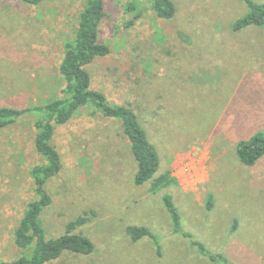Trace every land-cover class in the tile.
<instances>
[{
    "label": "rangeland",
    "instance_id": "374dc122",
    "mask_svg": "<svg viewBox=\"0 0 264 264\" xmlns=\"http://www.w3.org/2000/svg\"><path fill=\"white\" fill-rule=\"evenodd\" d=\"M173 1L176 15L164 19L151 0H104L99 38L110 53L87 70L109 103L134 109L159 154L156 176L171 173L177 183L156 190L149 181L137 184L121 121L92 104L55 124L62 168L46 184L51 203L41 223L51 239L84 218L74 232L94 250L65 251L45 264H223L225 256L232 264H264V156L247 165L237 153L240 140L264 133V25L234 29L248 12L244 0ZM83 6L0 0V108L61 97L60 62ZM43 117L28 112L0 128V261L28 253L14 231L36 198L31 169L43 157L35 122ZM132 225L153 235L134 240Z\"/></svg>",
    "mask_w": 264,
    "mask_h": 264
},
{
    "label": "trees",
    "instance_id": "16d2710c",
    "mask_svg": "<svg viewBox=\"0 0 264 264\" xmlns=\"http://www.w3.org/2000/svg\"><path fill=\"white\" fill-rule=\"evenodd\" d=\"M30 4H39L43 0H22ZM248 12L233 23L235 30L250 26L264 25V3L255 0H244ZM153 8L159 17L171 19L176 15V5L173 0H151ZM104 0H84V6L79 14L78 26L74 37L65 43L64 54L60 62V72L64 78L61 97L43 105L25 108L1 107L0 128L13 123L25 113L40 112L44 117L35 122L38 130L35 137V147L43 157V162L31 169V177L35 188L36 198L33 199L19 220L15 231L14 241L18 248L28 253L11 261H0V264H45L58 258L63 252L91 253L94 243L86 236L75 233L74 229L85 222L84 218L71 221L66 226L65 234L48 239L41 223L43 210L51 203V196L46 184L56 176L62 168V159L53 142L55 124L65 123L77 111L87 105H94L97 110L108 117L118 118L131 142L134 156L137 160L135 182L143 184L150 182L151 189L156 190L177 179L166 173L156 176L160 158L155 146L149 141L146 131L137 113L128 105H113L106 95L91 87V77L87 65L97 57L110 53L109 45L102 43L99 38L100 25L105 16ZM237 153L241 161L247 165L255 164L264 156V133L258 132L248 139L238 142ZM212 199L209 198L208 207ZM164 204L174 221L175 229H181L180 214L171 197L164 196ZM128 232L134 240L143 236H152L145 226H129ZM185 234V233H184ZM199 249L205 256L217 261L218 258L202 244ZM223 264H232L225 256L220 257Z\"/></svg>",
    "mask_w": 264,
    "mask_h": 264
}]
</instances>
